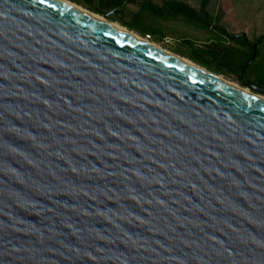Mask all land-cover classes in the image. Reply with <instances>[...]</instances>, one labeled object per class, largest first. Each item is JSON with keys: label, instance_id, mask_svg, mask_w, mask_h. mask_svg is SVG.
I'll list each match as a JSON object with an SVG mask.
<instances>
[{"label": "water", "instance_id": "95a60500", "mask_svg": "<svg viewBox=\"0 0 264 264\" xmlns=\"http://www.w3.org/2000/svg\"><path fill=\"white\" fill-rule=\"evenodd\" d=\"M0 264H264V103L60 1L0 0Z\"/></svg>", "mask_w": 264, "mask_h": 264}, {"label": "rangeland", "instance_id": "374dc122", "mask_svg": "<svg viewBox=\"0 0 264 264\" xmlns=\"http://www.w3.org/2000/svg\"><path fill=\"white\" fill-rule=\"evenodd\" d=\"M71 1L94 11L90 8L89 3L86 0ZM142 1L143 0H138L136 3H127L124 11L118 14L123 20L131 21L134 18L135 13H140L142 15V23L138 28H130L124 25L120 20H114L110 17L107 19L118 22L136 33L156 42L163 48L188 58H190L189 56L193 53L194 47L198 46L204 48L209 44L218 41L246 51L248 50V48H245L240 43L225 38L223 34L214 27L215 24L225 26L227 30L232 33L245 32L253 41L259 36L264 35V0H212V25L210 26L196 23L182 15H167L164 17L156 15L147 9H143L141 7ZM153 1L157 4H162L165 0ZM189 1L195 5H198L199 3V0ZM221 8L224 9V15L221 20L218 21L217 15L220 13ZM97 13L105 16V13L103 12ZM111 14H113L112 11L110 15ZM257 54L256 61L264 55V38L257 46ZM204 56L209 58L208 65H202L192 58L190 59L212 72L225 76L233 83L245 87L250 92L264 95L263 92L252 89L247 85V83L251 82L246 80V83L241 82L237 74L232 73L225 68H221L219 63L209 54ZM249 76L253 77L252 75Z\"/></svg>", "mask_w": 264, "mask_h": 264}, {"label": "trees", "instance_id": "16d2710c", "mask_svg": "<svg viewBox=\"0 0 264 264\" xmlns=\"http://www.w3.org/2000/svg\"><path fill=\"white\" fill-rule=\"evenodd\" d=\"M92 10L96 12H110L109 17L114 20H120L124 25L130 28H138L142 23V15L135 13L131 21H125L119 17L118 14L124 11L127 3H136L138 0H86ZM212 0H199L198 5L193 4L189 0H165L162 4H157L153 0H143L141 7L150 12L159 15L167 16L182 15L186 18L206 26L212 25ZM224 15V9L221 8L217 15V20L220 21ZM214 27L218 29L225 38L230 41L240 43L248 50L240 49L235 46L228 45L224 42L218 41L209 44L206 47H194L193 53L189 56L196 62L202 65L209 64V58L204 56L209 54L215 59L221 68L238 75L241 82L249 81L259 87L264 88V55L258 61L256 58L250 63L242 76L243 68L250 62L255 51V44L258 46L264 38V35L259 36L255 41L251 40L245 32L232 33L221 24H215ZM257 49V47H256ZM252 75L253 77H250Z\"/></svg>", "mask_w": 264, "mask_h": 264}, {"label": "bare ground", "instance_id": "6f19581e", "mask_svg": "<svg viewBox=\"0 0 264 264\" xmlns=\"http://www.w3.org/2000/svg\"><path fill=\"white\" fill-rule=\"evenodd\" d=\"M57 1H60V2H62L64 4H66V5L74 8V9L80 11V12H83V13H85V14H87V15H89V16H91V17H93V18H95V19H97V20H99V21H101V22L113 27L114 29H116V30H118V31H120L122 33H125V34H127L129 36H132V37L137 38L139 40H142V41H144L146 43H149V44L159 48L160 50L168 53L169 55L179 59L183 63L193 67L194 69H197V70H200L202 72H205L208 75H210V76L214 77L215 79L219 80L220 82H222L224 84H227V85L237 89L238 91H240V92H242V93H244V94H246L248 96H251V97H253V98H255V99H257V100H259V101L264 103V95L258 94V93H255V92H250L245 87L240 86V85H238L236 83H233L232 81L227 79L225 76L206 69L205 67L201 66L200 64L196 63L195 61H193L192 59H190L188 57L181 56V55H179V54H177L175 52H172V51H170L168 49L163 48L162 46H160L156 42H154V41H152V40H150V39H148V38L136 33L135 31L129 29L128 27H126V26H124V25H122V24H120L118 22L110 21L109 19H107L102 14H99L97 12L91 11V10L83 7L82 5H80L78 3H75V2H73L71 0H57Z\"/></svg>", "mask_w": 264, "mask_h": 264}]
</instances>
